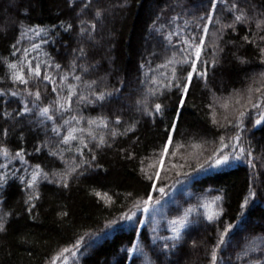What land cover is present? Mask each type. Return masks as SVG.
<instances>
[{
  "label": "snow or ice",
  "instance_id": "obj_1",
  "mask_svg": "<svg viewBox=\"0 0 264 264\" xmlns=\"http://www.w3.org/2000/svg\"><path fill=\"white\" fill-rule=\"evenodd\" d=\"M70 3L74 9L78 8L81 38L79 46L72 49L70 61L61 63L57 59L58 53L53 55L47 50L57 43L56 25L51 28L27 26V32L20 33L21 39L11 44L9 55L0 56V190L10 180H18L27 193L26 211L35 219L41 186L47 183L69 189L73 182L102 167L98 152L113 146L119 137L134 134L139 124L136 112L149 117L154 124L159 121L164 134L159 146L143 158L132 147L120 148L126 159L139 161V172L145 184V197L135 200L132 208L121 213L125 221H133L141 208L148 213L154 207V193L167 194L163 177L168 173L178 171L179 175L187 177L192 173L183 171L186 167L198 172L230 166L231 162L240 160L254 165L252 149L246 144L244 134L249 125L264 127V71L249 77V83L234 89L227 98L217 97L210 90L207 108L211 122L223 129L212 142L210 152L202 147L204 142L188 144L177 137L180 135L181 110L191 98L192 89L201 84L208 87L209 72L222 59L220 53L224 49L221 44L227 43L226 37L233 33L239 34L238 25L247 26L241 39L246 45L254 46L260 63L264 64V0H201V14L183 19L182 23L179 14L167 17L162 13L165 19L157 17L153 20L152 31L159 38V51H150L140 65L142 78H138L137 83L143 94L131 105L120 103L126 81L119 82L121 87L110 88L102 78L92 76L97 65L89 62L86 46V42L95 40L101 22L107 19L110 10L123 8L127 0H112L110 6L105 0H70ZM60 27L68 32L73 29V24L61 22ZM0 31H7L6 26H0ZM17 31H20L18 24ZM28 33L34 39L24 46L22 38ZM238 60L242 64L249 63L245 56H239ZM172 96L175 97L174 115L165 123L168 105L161 98ZM96 108L100 110L97 115L88 112ZM25 120L43 130L45 139L33 145V152L46 151L51 158L49 165L32 163L31 154L24 147L13 150L9 146L10 133ZM18 134L23 139V129ZM188 148L193 151H187ZM196 148L202 150L197 152ZM181 149L185 152L181 153ZM201 156L205 157L203 163ZM193 159L196 165L189 163ZM95 195L103 198L106 204L114 202L108 193L95 192ZM127 195L133 197L131 192ZM249 195L254 197L256 193L253 191ZM222 199L209 189L194 205L178 211L163 225L157 222L152 229L151 245L159 243L161 249L170 252L185 240L193 223L207 221L211 225L218 222L222 208L217 202ZM155 203L159 204V201ZM248 203L245 198L240 207L245 208ZM193 214L201 218L200 221L193 220ZM12 215V211L6 209L4 199L0 198V234L7 233ZM59 215L66 217L68 212L61 211ZM134 223L142 221L137 218ZM231 228V224L227 225L215 243L200 237L191 239V245L193 248L203 246L207 264H232L231 257L226 260L222 255L223 246L227 244L225 237ZM136 235L141 234L137 232ZM83 240L78 237L71 247L56 250L46 258L45 264H67L68 256L79 251ZM254 250L241 248L235 253V260L252 264L250 253ZM124 251L132 264H136V257L141 255L145 257V264H154L145 252L143 242H130V247ZM255 264H264V249H260Z\"/></svg>",
  "mask_w": 264,
  "mask_h": 264
},
{
  "label": "trees",
  "instance_id": "obj_2",
  "mask_svg": "<svg viewBox=\"0 0 264 264\" xmlns=\"http://www.w3.org/2000/svg\"><path fill=\"white\" fill-rule=\"evenodd\" d=\"M111 2L105 0L109 6ZM200 3L201 0H127L123 8L111 9L107 19L101 22L95 40L86 42L89 62L97 65V71L92 76L102 78L110 88L121 87L119 82L126 81L127 87L122 88L120 103L133 104L143 94L137 83L138 78H142L140 65L148 58L150 51H159V38L152 31L153 20L157 17L165 19L162 13L167 17L179 14L182 23L183 19L201 14ZM77 12L78 8L74 9L70 0H0V26L7 28V31H0V56L9 55L11 44L21 39L20 33L27 32V26L51 28L56 25L57 43L47 50L53 55L58 53L57 59L61 63L70 61L72 49L79 46L81 39ZM61 22L72 23L73 29L65 32L60 27ZM246 28V25H238L239 34L233 33L231 37H226L227 43L221 44L224 49L220 53L222 59L209 72L208 87L201 84L192 89L191 98L186 101L179 119L180 135L177 139L181 142H204L202 147L210 152L212 142L223 132L222 128H217L211 122L210 110L207 108L211 100L210 90L217 97L222 95L227 98L234 89L249 83V77L264 71V64L260 63L259 53L254 46L246 45L241 39ZM32 39L34 37L28 33L22 38V43L28 46ZM239 56H245L249 63H240ZM161 99L168 105L166 123L174 115L175 97ZM99 111L98 108L88 110L93 116ZM135 117L139 124L134 134L119 137L113 146L98 152L102 167L73 182L69 189L47 183L41 186V199L36 202L35 219L26 211L27 193L18 180H10L0 190V198L4 199L6 209L13 213L7 233L0 234V264H45L50 254L65 246L71 247L78 237L84 238L83 244L78 252L68 256L67 264H132L123 255L125 248L130 247V242H143L145 252L152 256L154 245H151L149 216L141 208L133 221L121 218V213L132 208L135 200L145 197V184L139 172V161L126 159L120 148L132 147L140 158L146 153L152 154V149L161 143L164 127L159 121L152 123L149 117L139 112L135 113ZM21 129L23 139L18 134ZM43 139V130L25 120L17 125L15 132L10 133L9 146L13 150L17 147L26 148L31 154L32 163L45 166L51 163L47 152H33V145ZM244 140L251 146L253 166L240 160L231 162L230 166L206 168L198 172L186 167L183 171L191 175L184 177L178 171L168 173L163 177L167 194H153L155 205L157 200L164 202L178 194H197L210 188L216 190L223 197L222 212L206 242L215 243L220 233L231 224L222 255H225L227 247L231 249L229 244L235 232L248 223L251 226L247 229L246 240H250L249 244L255 249L253 252L257 254L260 249H264V127L249 125ZM201 150L195 149L197 152ZM187 151L193 149L188 148ZM180 152L184 153L185 149ZM204 158L201 156V163ZM189 163L196 165L194 159ZM253 191L256 193L254 197L249 195ZM95 192L108 193L114 202L106 204ZM130 192L132 198L127 195ZM245 198H248L249 203L247 207L241 208ZM61 211L68 212V216L61 217ZM137 218L142 223L135 224ZM137 232L141 234L139 237ZM200 247L196 264H207L205 249ZM188 256L192 258L190 254ZM140 259L145 257L137 256L136 264Z\"/></svg>",
  "mask_w": 264,
  "mask_h": 264
},
{
  "label": "rangeland",
  "instance_id": "obj_3",
  "mask_svg": "<svg viewBox=\"0 0 264 264\" xmlns=\"http://www.w3.org/2000/svg\"><path fill=\"white\" fill-rule=\"evenodd\" d=\"M208 190L209 189H206L205 191L197 194H188V195L178 194L175 196V198L172 197L167 201L159 202V204H155L154 207L150 209L148 213H146L147 217L149 216V223L152 229L157 226V222L163 225L168 218L174 217L178 211H181L185 207L194 205L197 202V199L201 198L205 193H207ZM212 190H213V194H219L216 190L214 189ZM217 204L221 208V201H218ZM220 217H221V213H220ZM192 219L196 221H200L201 218H199L196 214H193ZM216 225L217 222L209 225L207 221L193 223L186 232L185 240L183 242H180L177 248L172 249L169 252L168 250L161 249L158 243L154 245L153 249H155V251L152 253V256H148V257L151 259V261L154 262V264H176V262H179V264H196V255L198 249H200L201 247L198 246L196 248H193L191 245V239H198L202 237L206 241V238L210 235L212 229ZM249 226H251V224L248 223V225H244L243 227H240V229L237 232H235L233 239L229 244V246H231V249L228 247L225 249V251L226 250L227 251L225 252L224 257L226 260L229 257H231L232 264H243L235 260V253L238 252L241 248H249V247L252 248L251 245L249 244L250 240L248 239L246 240L247 229ZM161 234H166V233L162 232ZM254 252L250 253V259L252 260V264H255L257 257L260 255V250L258 251L257 254H255ZM188 254H190L192 258H189ZM123 255L126 256L125 251L123 252ZM189 259L190 261L187 262ZM137 264H145V259L138 260Z\"/></svg>",
  "mask_w": 264,
  "mask_h": 264
}]
</instances>
